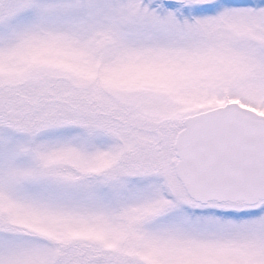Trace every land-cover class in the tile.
I'll return each mask as SVG.
<instances>
[{"label":"snow or ice","instance_id":"obj_1","mask_svg":"<svg viewBox=\"0 0 264 264\" xmlns=\"http://www.w3.org/2000/svg\"><path fill=\"white\" fill-rule=\"evenodd\" d=\"M0 264H264V0H0Z\"/></svg>","mask_w":264,"mask_h":264}]
</instances>
